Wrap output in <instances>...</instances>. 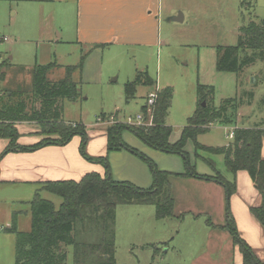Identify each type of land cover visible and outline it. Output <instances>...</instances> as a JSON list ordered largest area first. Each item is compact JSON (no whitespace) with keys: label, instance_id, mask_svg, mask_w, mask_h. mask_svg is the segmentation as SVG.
I'll list each match as a JSON object with an SVG mask.
<instances>
[{"label":"rangeland","instance_id":"374dc122","mask_svg":"<svg viewBox=\"0 0 264 264\" xmlns=\"http://www.w3.org/2000/svg\"><path fill=\"white\" fill-rule=\"evenodd\" d=\"M243 1L245 3L241 8L240 4ZM168 3L181 8L177 14L184 15V20L181 23L172 21L163 25L160 33L163 43L147 47L111 46L98 54L97 74L95 70L91 73V69L86 75H81L82 71L76 72L73 79L77 83L80 96L74 102H63V120L80 122L88 130L95 127V123L103 130L115 124L136 127L137 125L127 124L125 119L134 118L140 113L141 107L146 105L149 93L154 92L156 88L159 90L169 87L172 90V99L165 123L172 129L170 139L177 140L181 129L197 107L196 88L200 84L213 88V105L216 107L222 100L236 96L239 98L242 96L243 103L238 108L232 124L211 125L207 133L198 137L199 144L212 147L226 146L231 143L229 134L235 128L255 126L264 128V61H258L244 68L240 76L215 70L216 48L235 46L241 25L251 20H264V0H168ZM9 6H12L11 11ZM15 10H18L17 17H19L24 10L22 3L1 1L0 37H8V33L14 31L18 40L16 43L5 45L3 51L13 57L14 61L32 66L36 64L35 62L40 64L52 58L51 62L55 60L62 65L76 66L81 57L84 56L85 60L87 52L79 55L75 47L70 44L55 46L35 44V41L42 42L45 38L21 33L20 29L24 27L23 22L26 20L17 21L18 18L12 15ZM50 22L47 20V24ZM137 72H145L156 85L138 86L134 98L127 99L124 94V84L132 81ZM63 73L64 70L59 71L49 79L52 81L61 79ZM25 79L22 78L23 84L20 87L28 89L30 79L28 81ZM247 94H252L251 100L247 99ZM147 115L140 127L147 128L151 125L148 108ZM97 118L100 121H96ZM121 140L123 143L130 140L141 142L150 150L168 156L151 149L127 129L123 130ZM191 145L189 142L188 146ZM135 150L157 167L152 158L138 149ZM135 157L150 172L149 165L139 157ZM206 157L215 162L218 172L222 175L228 174L222 156ZM192 162L200 175L210 173L211 168L204 161L193 159ZM171 188L172 193L180 194L179 209L187 207L189 204L186 192L176 185ZM198 193L202 194L201 191ZM43 197L51 201L56 208L61 203L60 198L47 192L43 193ZM210 197L207 196L206 200L209 204L208 209L214 215V212L216 214L214 198L211 194ZM227 203L229 204V200ZM16 206L15 208L20 209L16 210L17 229L26 231L30 225L29 210L25 212L22 207ZM120 206L118 212L124 210L125 217L133 216L129 213L131 206ZM145 208L154 210L151 206ZM2 210L0 214L5 213ZM5 217L2 215L3 220ZM210 217L214 222L213 216ZM126 219L119 213L118 222L114 221L113 227L109 228L112 229L113 237H111L113 241L111 259L110 256L104 255L102 250L110 237L109 232L99 235V228L96 229L89 223L84 225L77 223L74 238L80 249L76 252L73 246L65 247L66 264H231L233 262L231 239L214 236L208 238L207 235L211 231L205 223V217L193 219L185 216L176 222L174 219H169L165 221L167 223H162L153 216L152 221L142 219V222L137 223L136 226L135 223L129 225L128 222H123ZM1 223L3 221H0V264H14L15 236L3 231L4 226L2 227ZM173 225L172 236L164 240L167 242L166 245L158 243L155 240L157 232L167 229L168 232H172ZM97 245L101 246L100 250L93 249Z\"/></svg>","mask_w":264,"mask_h":264},{"label":"trees","instance_id":"16d2710c","mask_svg":"<svg viewBox=\"0 0 264 264\" xmlns=\"http://www.w3.org/2000/svg\"><path fill=\"white\" fill-rule=\"evenodd\" d=\"M244 1L240 6L244 5ZM84 56L76 66L64 67L63 77L52 81L48 75L59 68L56 62L46 65H34L31 70L30 87L24 89L4 88L6 61L0 63V139L7 140V146L0 158L13 151H34L48 145H65L73 137L81 139L80 153L88 161L104 168V175L89 173L80 181H57L42 184L41 190L61 199L56 208L50 201L42 199L38 193L30 202L31 226L28 232H18L14 228L7 230L15 236L14 264H66L65 247L73 246L77 252L80 245L75 240L74 231L77 223H89L98 234L109 232L110 237L103 247L104 255H112V228L115 221V209L119 205H150L155 209V218L164 219L174 216V197L171 190L173 180L194 178L221 185L226 194V216L222 226H214L210 219L206 223L213 229L228 233L232 243L242 256V264H264L253 254L250 247L239 237L235 222L229 212L228 199L234 193L235 174L245 171L257 193L260 203L250 207V213L264 228V158L261 157V144L264 140V128H235L231 143L226 146H205L198 143L199 136L207 133L213 124L230 125L235 121L238 108L243 103L242 96L224 99L216 107L213 105L214 90L211 86L197 85V107L187 124L182 128L178 140L169 141L172 129L165 120L172 99V90L167 87L155 89L156 98L150 108L151 125L125 126L115 124L105 130L107 153L125 149L148 165L152 175V185L148 189L138 188L127 182H115L109 174L107 156L92 158L86 155L84 147L87 141L85 126L80 122L63 120L62 104L64 101L74 102L80 96L73 76L81 71ZM264 61V20H251L239 28L235 46H219L216 48L215 70L217 72L239 75L244 68ZM145 72H137L135 78L124 84L127 99L134 98L138 86H154ZM252 94H247L251 100ZM248 100V103H249ZM204 103V106H202ZM140 114L147 118V106L140 109ZM33 123L38 128L42 139L32 146H19L17 123ZM129 130L151 149L182 157L184 173L160 171L137 150L129 147L121 140L123 130ZM193 144V158L204 161L212 170L211 175H200L190 163V155L185 147ZM222 156L226 171L232 179L227 180L216 170L215 162L206 156ZM85 227V226H84ZM104 231V232H103ZM112 237V238H111ZM93 249H101L100 245Z\"/></svg>","mask_w":264,"mask_h":264},{"label":"crops","instance_id":"0c3cea01","mask_svg":"<svg viewBox=\"0 0 264 264\" xmlns=\"http://www.w3.org/2000/svg\"><path fill=\"white\" fill-rule=\"evenodd\" d=\"M1 1L2 0H0V3ZM5 1L22 3L24 10L21 15L17 17L18 10H15L12 15H14L15 18L17 17V21L19 22L26 20L23 22L24 27L20 29L21 33L35 34L45 38L42 42L35 41V44L37 43V45H39L43 43L49 46L70 44L75 47L79 55L83 54V52H87V56L82 64L81 75L88 74L90 69L91 73L94 70L95 74L98 73L97 66L99 64L96 59L98 54L103 52L104 49L111 46L147 47L163 43L162 36L160 35L163 25L172 22L171 18L177 17L178 15H181V22L184 20V15L181 13L177 14L181 8L169 5L168 0ZM9 10H12V6H9ZM47 20L51 21L50 24H47ZM16 38V33L14 31L9 32L8 37H0V63L6 61L9 64L7 69H5V80L2 82L4 88L14 89L20 87L21 84H23L22 78H26L25 80L27 81L29 79L31 80V70L34 65H46L51 63L50 60L52 59L40 64L35 62L36 64L32 66L22 65L20 61H14L13 57L8 56V53L3 51V47L16 43L18 41ZM52 57H54V55ZM52 62L56 61L54 60ZM57 64L59 68L51 71L48 77L62 71L64 67L71 66L62 65L60 63ZM15 77L16 79H14ZM15 127L19 134V138L17 139V144L19 146H32L42 139V136L38 134L37 126L33 123H17ZM100 127L101 126L96 123L95 127L91 130L85 127L87 141L84 150L86 155L92 158L107 156L109 174L113 181L127 182L141 189L150 188L152 185V175L145 165L135 156L124 149L113 150L107 153L106 133L105 130ZM177 140L169 138L171 143ZM124 142L129 147L138 149L149 156L150 159L152 158L160 171L178 174L184 173V162L181 156L167 153L165 154L168 156H162L163 154L160 155L158 152L150 150L141 144V142L132 140ZM7 143V140L0 139V154L4 151ZM188 143L185 147V151L190 155L191 165H194L192 162L194 159L193 144L190 142L192 145L188 146ZM80 144V137L75 136L67 144L62 146L48 145L34 151H13L6 153L0 158V212L2 209V211H5L4 214H0V221H3V223H1L2 227L4 226L2 228L3 231L10 233L7 230L12 228L18 232H28L30 230L31 216L28 230L19 231L17 229L16 210L19 211L20 209L15 207L18 205V207H22L25 212L29 210L30 214V202L36 193H38L42 199L47 200L43 197V193L46 191L41 190L42 184L57 181L78 182L89 173H97L101 176L104 175L105 171L101 165L90 162L81 155ZM261 157L264 158V140L261 144ZM211 173L210 170V173H204L202 175H211ZM223 176L227 180L232 179L229 173ZM234 180L236 188L228 199L229 212L235 222L239 237L250 247L255 257L260 262H264V228L258 223L249 210L250 207L257 206L260 203V196L254 189L245 171H238L235 174ZM173 185H176L179 189H183L182 191L186 192L189 205L184 209H179L180 194L176 195V193H173L174 216L164 219L155 218L157 221L167 223L165 221L169 219H174L176 222L182 220L185 216L193 219L205 217V219L209 218L214 226L224 225L226 216V194L221 185L194 178L173 180L171 187ZM198 191H201L202 194L200 195ZM210 194L214 198L216 210V214L214 212V215L210 209H208L209 204L206 200L207 196L210 197ZM129 206H131V208H129V213H132L133 216L125 217L126 215H123L124 210L118 212L119 207H121L119 205L115 209V222L117 221L119 213L122 218H127L123 222H128L127 224L129 225L135 223V226L137 223L140 224L142 219L145 221H152L153 216L155 217V209L153 206L151 207H153L154 210H152V208H145L150 207V205ZM24 207L26 208L24 209ZM2 215L6 216L4 220L2 219ZM210 215L213 216L214 222ZM162 225L164 227L166 226V224ZM207 227L211 231L207 235L208 238L214 236L216 238L228 237L231 239L227 232L213 229L208 225ZM167 230L158 231L157 238L155 239L163 246L167 243L164 240L172 236L174 225L172 232H168ZM230 242L233 260L231 264H242V256L238 248L233 245L232 239Z\"/></svg>","mask_w":264,"mask_h":264},{"label":"built area","instance_id":"2783aa9c","mask_svg":"<svg viewBox=\"0 0 264 264\" xmlns=\"http://www.w3.org/2000/svg\"><path fill=\"white\" fill-rule=\"evenodd\" d=\"M155 98H156V92H152L150 93L148 96H147V102H146V106L147 108L150 110V108L152 107V105L154 104V101H155ZM151 119V118H150ZM143 116L141 114H138L137 116H135L134 118H127L125 119L126 123L127 124H130V125H137V126H141L142 125V122H143ZM96 121H100L99 118H97ZM144 123V122H143ZM230 138H232L233 136V132H231L229 134Z\"/></svg>","mask_w":264,"mask_h":264},{"label":"water","instance_id":"95a60500","mask_svg":"<svg viewBox=\"0 0 264 264\" xmlns=\"http://www.w3.org/2000/svg\"><path fill=\"white\" fill-rule=\"evenodd\" d=\"M171 20L175 22H181V15H178L177 17H173L171 18ZM202 106H204V103H202Z\"/></svg>","mask_w":264,"mask_h":264}]
</instances>
